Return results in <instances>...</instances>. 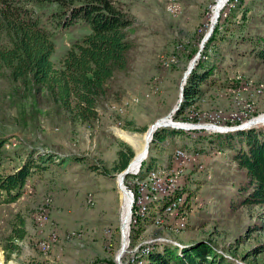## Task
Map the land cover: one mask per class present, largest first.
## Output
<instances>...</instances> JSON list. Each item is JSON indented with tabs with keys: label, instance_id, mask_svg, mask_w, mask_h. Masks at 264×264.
<instances>
[{
	"label": "rangeland",
	"instance_id": "1",
	"mask_svg": "<svg viewBox=\"0 0 264 264\" xmlns=\"http://www.w3.org/2000/svg\"><path fill=\"white\" fill-rule=\"evenodd\" d=\"M115 2L121 3L134 20L128 29L133 47L128 67L117 72L108 94L100 99L96 119L77 120L45 91L38 95L34 88L14 82L7 70H0V137L6 141L0 171L13 172L32 150L81 159L33 173L15 202H6L5 194L0 196V264H116L122 242L120 225L128 208L118 189L121 172L114 167L119 162V151L128 147L135 153L130 166L138 159L137 149L117 132L135 135L141 145L146 138L148 141L150 126L167 117L176 106L182 78L212 24L219 23L220 29L205 63L212 78L221 84L206 89L205 102L186 111L187 121L183 116L175 122L192 127L184 131H200L199 124L213 127L226 121L228 128L207 129L210 133H229V128L245 123L248 127H264V62L255 58L252 43L264 39V0ZM173 4L177 7L172 10ZM224 5L227 6L222 12ZM54 9L39 12L47 16ZM90 32L89 26L81 24L56 34L55 64L59 66L71 44ZM170 120L168 116L165 122ZM128 123L140 131L132 130ZM192 135L184 132L177 146L160 145L152 151L156 155L154 168L176 166L178 190L192 195L191 209H185L188 228L176 231L177 215L160 224L155 222V216V223H149L148 217L143 221L141 237L131 244L130 225L139 218L133 210L126 239L128 251H133L131 259L142 260L139 257L149 254L153 244H174L183 250L206 242L237 264H264V250L254 252L264 245V208L241 206L244 196L240 192L246 178L232 161L235 151L211 155L194 152L202 143L217 142L218 137H200L202 141L196 147L191 142ZM185 142L188 149L182 148ZM179 148L188 151V159L183 162L200 160L180 170L173 159V152ZM104 169L108 175L102 174ZM140 170L126 177L123 184L130 201L131 195L135 199L145 185H152L153 191L156 188L151 174L141 177ZM146 200L150 201V197ZM152 212L149 216L155 214L154 209ZM18 215L25 217L28 235L20 243L22 252L7 261L3 246ZM54 235L57 239L53 242ZM48 243H52L50 249L44 247Z\"/></svg>",
	"mask_w": 264,
	"mask_h": 264
},
{
	"label": "trees",
	"instance_id": "2",
	"mask_svg": "<svg viewBox=\"0 0 264 264\" xmlns=\"http://www.w3.org/2000/svg\"><path fill=\"white\" fill-rule=\"evenodd\" d=\"M226 6H223L222 12ZM54 7L56 9L47 16L39 12V9L45 11ZM81 24L90 27V34L73 42L57 66L53 61L57 48L55 35ZM133 24L134 20L130 14L115 0H0V70H7L14 82L34 88L38 95L45 91L58 107L77 120L86 122L96 119L98 103L108 94L110 82L118 71L128 67L129 52L133 47L128 29ZM219 29L218 23L205 44L200 61L187 80L184 101L180 111L174 116L175 121L183 116L187 121L186 111L198 102H205L206 89L221 84L219 80L212 78V71L206 69L205 63L212 45L216 42ZM252 43H255L253 48L255 58L264 62V39ZM198 50L199 48L192 56L196 55ZM128 126L133 128L132 123H128ZM132 130L140 131L137 128ZM184 132L194 134L191 142L195 146L202 141L200 137L207 135L218 137L217 142L202 143L198 149L195 147L193 149L192 146L194 152L201 154L208 152L211 155L213 152L234 150L232 161L245 173L246 178L240 192L244 196L241 206L264 208V127L228 131L229 133L161 128L154 135L149 159H145L140 167L141 177L154 169L156 159L155 153L152 152L154 147L167 144L177 146ZM5 143V139L0 137V163L3 158L1 150ZM182 148L188 149V142H185ZM118 156L119 162L114 170L123 172L135 153L128 147L126 151H119ZM72 160L77 162L81 159L77 157L64 159L51 153L42 154L32 150L27 153L21 166L13 172L0 171V196L5 194L6 202H15L20 198L33 173L44 172L50 166L62 167ZM102 174L109 173L104 169ZM130 177L132 175L128 176ZM184 194L186 206L190 207L192 198L190 193L180 190L176 196ZM164 204L166 201L155 208L162 210ZM154 216L155 214L151 215L149 223L153 222ZM147 219L138 218L131 222V244L141 237L145 230L143 221ZM27 235V221L25 217L18 215L3 246L7 261L11 260L14 254L19 255L22 252L20 243ZM263 250L264 245L254 252ZM141 256L142 258H139L146 264H237L218 253L206 242L192 244L183 250L174 244L162 246L153 244L149 254Z\"/></svg>",
	"mask_w": 264,
	"mask_h": 264
},
{
	"label": "bare ground",
	"instance_id": "3",
	"mask_svg": "<svg viewBox=\"0 0 264 264\" xmlns=\"http://www.w3.org/2000/svg\"><path fill=\"white\" fill-rule=\"evenodd\" d=\"M170 6H171L172 10H173L172 7H177V5H175V4L170 5ZM223 129H226V127H223ZM217 130H219V129H217ZM225 132H227V131H225ZM117 134L119 137H121L122 139L127 141L129 144L133 145L138 151V159L136 160V163L134 165L130 166L131 169H133L135 166L139 165L140 163H142L145 160L144 159L145 158L144 153H145V149H146L147 143H148V141L146 140L147 138L145 139L144 143L141 145L139 139L135 135H131V134L126 133L124 131H118ZM179 155L183 157V161L185 159H188V151L186 149H180V148L176 149L174 152V155H173V159L176 162V164L179 163ZM170 168H167V167H158L157 168L156 167L149 172L148 175L151 174V176L153 178L152 180L154 181L156 188L153 191V189H151L152 185L150 187L145 185L143 188L138 190L137 196L135 197V199H133V201H134L133 204L135 206L133 207L132 211L134 210L135 215L138 216L140 219H143V218H148V217L150 218L151 216H149V215L151 214L152 210L154 209L155 222L160 224L161 222L163 223V221L161 220L162 217H166V214L172 208H174L176 205H178L171 217H174V216L176 217V215L179 216L178 222L176 223V225L179 227H178V229H176V231H179V230L182 231L183 228L184 229L187 228L186 227V220H187L186 215H188V213L186 212L185 209L188 208V210H190L191 208L189 206H186V202H185L186 197L184 195H181L179 197L176 196L177 191H178L177 187H179V186H176V184L178 183L177 182L178 181V177H177L178 170L176 169V166H172V168L171 169ZM162 186L164 187V189L166 191L165 193L162 191ZM121 189H122L123 195L126 199V201H125L126 202L125 204L127 205L126 210L128 208V211L125 213V215L123 217V221H122L123 244L126 245V239L128 236L127 230H128L129 223H130L128 218L130 217L131 201H130V197L126 193L124 185ZM142 196L144 197V201L141 205ZM146 197H150V201H147ZM161 201L164 203L166 201V204H164V207L162 210L161 209L157 210L155 208V206L157 207ZM140 205H141V208H140ZM183 207H184V210L181 212ZM187 225H188V223H187ZM175 227H173L172 229L175 230ZM53 238H54L53 242L56 241L57 235H54ZM51 246H52V243H51ZM51 246L49 243L44 245V247L46 249H50ZM0 257H2L1 254H0ZM144 262L145 261H143V260H138V258L137 259L133 258V259L127 261L125 264H144Z\"/></svg>",
	"mask_w": 264,
	"mask_h": 264
},
{
	"label": "water",
	"instance_id": "4",
	"mask_svg": "<svg viewBox=\"0 0 264 264\" xmlns=\"http://www.w3.org/2000/svg\"><path fill=\"white\" fill-rule=\"evenodd\" d=\"M220 18V14L217 15V19H216V23H218V20ZM216 25L212 24L209 31L206 33L205 37L202 40L201 46H200V50L197 53V55L195 56V58L191 61L187 71L185 72L183 78H182V83L180 86V95H179V100L176 104V106H174L173 110L170 112V114L168 116H170V123H166L165 118H161L159 120H157L154 124H152L148 130V143H147V147L145 149V153H144V159L148 158L149 155V151H150V147H151V143L154 139V135L155 133L161 129V128H173V129H177V130H190L192 127H189L187 125V127H181L179 126L178 122H175L174 116L177 112L180 111L181 107H182V103L184 101V93H185V85L187 84V80L189 78V76L191 75V73L193 72V70L195 69V67L197 66V63H195V60L199 59L201 57V51H203L206 42L211 38L212 34L214 33ZM246 124V123H245ZM243 124L240 127H234V128H229L231 129L229 132H236V131H243V130H247V129H252L253 127H248L247 125ZM186 125V124H185ZM217 129L222 130L223 127H217ZM135 157V156H134ZM132 161V160H131ZM131 161L128 165V167L121 172V174L118 176L121 178V181L118 182V189L119 191L122 190L121 188L123 187V184H125V179L126 177H128L129 175H133L135 173H137L141 168H137V170H132L130 167ZM142 167V165H141ZM130 192V191H129ZM131 195V194H130ZM132 207H133V197L131 195V206H130V218L132 217ZM131 221V219H130ZM120 230H121V236H122V242H121V248L119 250V252L116 255V264H122V259L127 251V248L129 246L126 247V245L123 244V233H122V225H120ZM130 242V240H129Z\"/></svg>",
	"mask_w": 264,
	"mask_h": 264
},
{
	"label": "built area",
	"instance_id": "5",
	"mask_svg": "<svg viewBox=\"0 0 264 264\" xmlns=\"http://www.w3.org/2000/svg\"><path fill=\"white\" fill-rule=\"evenodd\" d=\"M243 120H244V119H238V122H242ZM199 125H200V132H202V131L207 132V129H217V127H225V126H227V125H226V121H225V124H223V123H218V122H217V125H215V126H213V127H205V126H202L201 124H199ZM226 128H228V127H226ZM198 160H200V159H198V158H190V162H183V157L179 155V169L182 170V169H184V168L187 167L188 163L198 162ZM179 185H180V184H176V186H179ZM162 191H163L164 193L166 192L163 186H162ZM143 201H144V197L142 196L141 205H142ZM141 205H140V208H141ZM177 206H178V205H176L174 208H172V209L166 214V217H162L161 220H162L164 223H165V221H166L165 219H169V218H171V216H172L173 212L176 210ZM141 245H142V244H140V246H141ZM50 246H51V244H50ZM132 252H133V251H128V248H127V251H126V253H125L124 257H123V260H122V264H123V261H124V260H131V253H132Z\"/></svg>",
	"mask_w": 264,
	"mask_h": 264
},
{
	"label": "crops",
	"instance_id": "6",
	"mask_svg": "<svg viewBox=\"0 0 264 264\" xmlns=\"http://www.w3.org/2000/svg\"><path fill=\"white\" fill-rule=\"evenodd\" d=\"M174 153V152H173ZM172 154V153H171ZM163 167H166L167 165H162Z\"/></svg>",
	"mask_w": 264,
	"mask_h": 264
}]
</instances>
